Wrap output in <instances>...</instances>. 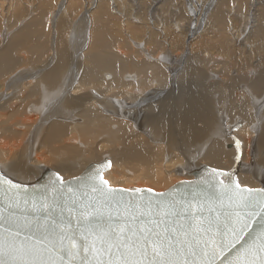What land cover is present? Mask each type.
<instances>
[{"label":"bare ground","instance_id":"1","mask_svg":"<svg viewBox=\"0 0 264 264\" xmlns=\"http://www.w3.org/2000/svg\"><path fill=\"white\" fill-rule=\"evenodd\" d=\"M208 1L202 0L196 4L199 13L202 14L205 11V4ZM221 12L220 10L219 14L214 16H217V21L220 20ZM87 29L88 27L81 29L82 35H85ZM27 30H23L25 34L28 33L26 34L27 37L35 31L29 33ZM92 30L93 27L89 38L91 51L88 50V53L84 51L87 55L84 56L83 62H79L78 58L75 63L73 62V54L76 55L83 50V43L78 44V46L75 43L74 51L71 52V45L69 47H63L64 45L59 47L60 42L59 48L56 47V50H52L53 53L49 54L50 57L47 56L46 60L37 65L35 62L33 63L35 65H33L31 63L33 60L30 62L32 57L28 56L31 57L30 63L24 64L27 65L25 68L27 70L21 69L24 72L21 71L22 76L19 79L15 74L17 77L16 82H10L11 78L10 81L8 80L9 82H6L7 75L13 71L16 72L15 70L22 62L23 57L20 55L21 58L19 59L16 56H19L20 53H15L23 49H18L20 41L22 40L23 43L25 41V44L28 41L24 39L25 34L24 37H21L23 32L20 31L21 34L10 37L5 47L3 46L4 49L2 52L0 51V79L4 75L6 79L2 80V84L0 82V124L2 125L5 121L11 123L17 119L14 121L15 124L14 122L10 124L9 129L6 128L8 122L3 125L5 129H8L7 132L10 130L9 132L13 136L16 134V137H21L23 140L16 141L14 148L20 146L18 152L12 156L13 158L9 156L14 153H10L9 158H7L8 153L5 152L7 144L0 138V170L5 175L14 181L32 184L37 183L48 170H53L66 177L64 179H67V176L75 175L78 166L82 165L85 170L92 161L99 162L102 159L109 158L111 168L104 175L112 186L116 187L118 185L130 189L135 185L138 187L139 185L141 187L142 185H149L154 189L164 187L168 189L174 185V179H177L176 177L179 174H189L185 179H192V172L204 164L225 169L232 173L239 170L249 171L248 165L243 166L239 161V157H241L239 149L241 147L235 145L233 148L229 146V149H224V145L228 140H236L234 136H230V139L227 138L229 136L227 134H231L227 123H229L228 121L232 123V120H230L232 116L241 117L247 121L246 123L249 121H256L260 125L263 123L261 115H264L262 108L264 107V65L260 66V63L264 58L259 60L260 62L258 61L255 67L249 69L246 75L241 73L233 75L231 73L232 68H228L230 63L224 61L222 66L226 80L224 78L223 81H228L225 84L229 83V86L225 87L227 88L226 92L223 91V86L221 87L222 90L218 86L222 84L221 81H218L220 74L216 76L212 67L208 74L206 71L208 62L204 67L201 65L205 61L193 58V64L185 69V73L176 80V85L173 87L172 82L167 80L165 73H162L164 71L162 68L165 67H169L170 73L172 71L176 72L179 68L178 63L169 62V59L166 58L169 53L166 54V57L163 55L161 59L158 58L157 62H161L166 58L162 68L159 67V64L158 66L152 63L154 59L148 58L149 54L146 57L143 54L144 62L137 63L142 68H132L130 63L135 61L134 59L127 57L125 54L121 56L117 51L120 56L110 54L106 49L112 43L111 39L105 34L102 36L103 33L101 32L100 37L95 38ZM70 32L73 34L72 30ZM105 33L108 34L106 31ZM34 35L35 33L32 35L35 38ZM61 35L63 34L61 33ZM257 36L264 39L261 31ZM175 42L177 41L175 40ZM175 42L173 40L174 45L172 44V46L177 44ZM64 44L66 45V43ZM36 45L38 46V44ZM111 45L109 47H113ZM23 46L25 47L24 44ZM261 46L259 50L264 47V45ZM44 47H42L43 51L45 50ZM257 48L255 47V49ZM27 49L29 48H24L25 52ZM253 49L254 47H252ZM232 50L224 48L223 52L225 55L226 53L230 55L233 53ZM54 52H56L55 55ZM199 52L202 53L201 50ZM43 53L39 52L41 54L40 60ZM24 60H26L25 57ZM227 63H229V66ZM147 67L150 69H147ZM152 68H158L162 72L154 76ZM167 68H165V71ZM220 68L218 67V69ZM99 70H101L100 76L98 75ZM250 72H253V74ZM126 73H129L132 78H130V75L126 76ZM96 75L99 77L100 83L102 81V87H97L94 82V79L99 82ZM105 75H111L112 77L109 78L110 76H108L106 80ZM212 76L215 77L211 80ZM238 78H241V81ZM154 80L158 81L157 86L162 87L163 92L153 90V93L149 92ZM244 80L247 83H245L246 81L242 82ZM236 83L238 84L236 85ZM4 86H7L5 90H11L6 95L3 91ZM18 88L20 90L16 91ZM235 89L237 92H235ZM233 94L236 97L230 98V95ZM76 103L78 107L82 108L77 109ZM226 106L231 108L226 110ZM143 108L144 110H142ZM5 111H8V113ZM147 111H157V114L151 118H146L144 114V121H140L137 116L141 112ZM233 112L235 114H232ZM237 124L244 125L243 121L237 122ZM15 126H20L22 132L15 130ZM7 132L5 133L8 134ZM155 132H161L165 134V137L159 140ZM253 132L257 133L258 138L253 142L250 156L246 153L247 143L245 142L247 138L251 139L248 127L245 128L244 126V128L239 129L236 136H238L237 138L240 137L239 140H243L245 143V151L242 152L243 160L249 162L250 166L253 167L252 173L256 181H252L254 185H251L249 181L254 180L253 177L246 176L245 173L241 174L240 171L238 175L237 173L235 175L241 185L262 188L264 187V163L262 161L264 159V124L260 132L257 131V127L253 128ZM259 133L261 134L259 135ZM135 135L139 137L136 139ZM25 136L27 137V144H25L27 147L21 146V142H24V138H26ZM178 138H183V140ZM4 139L8 140L5 136ZM219 140L225 141L219 143ZM18 141L20 145H18ZM123 144L127 146L125 150L121 146ZM228 144H231V142ZM10 149L12 150V148ZM236 149H238L239 154ZM46 152L49 154L47 155ZM236 153L238 156H236ZM235 164H237L238 171L234 172L236 170Z\"/></svg>","mask_w":264,"mask_h":264},{"label":"rangeland","instance_id":"2","mask_svg":"<svg viewBox=\"0 0 264 264\" xmlns=\"http://www.w3.org/2000/svg\"><path fill=\"white\" fill-rule=\"evenodd\" d=\"M201 1L202 0H0V48H1L0 51L1 52L4 49L6 43L10 40V37L12 38L13 36H17L21 34L22 32H23L22 36L21 35L20 36L24 37L28 33L25 34L24 33L25 31L23 30H27V29L31 31L35 30L34 32L27 30L29 33L31 32L32 34L30 33L29 37H27L28 36L27 35L24 38L26 39V41H28L26 42V44H25V41L24 43L22 40L20 41L18 45L20 47L19 48L17 47V48L18 49L23 48L21 49V51L16 48L20 52H17L15 50L16 51L15 53L16 54L20 53L19 56L21 55L23 59H21L22 62L17 67L18 69L15 70L16 72L13 71L14 72V73L12 72L13 74L10 73L12 75L10 74L7 75L8 79L6 82H9L10 78H11L10 82H16L17 77L19 79L22 76L21 71L25 70L27 66V65L25 66L24 64H27V63L29 64L33 60V62L31 63L33 64L35 62V64L37 65L41 61L46 60L45 58L47 56L50 57L49 54L53 53L52 50L53 51L56 50V47H58L60 42L61 44L59 45V47H62V45H64L63 47H66V46L69 47L71 45V48H70L71 52L74 51L73 48H74L75 43H76L75 45L77 46L78 44L81 45L83 43L84 44L83 50H81V52H79L76 55L73 54L74 63L77 58L79 62L80 61L83 62L84 56L87 55L86 53H88L87 51L88 50L91 51L89 48L90 47L89 38H90L91 28L93 27L92 33L95 34V38L96 37L99 38L100 32H101L103 33L102 36H104L105 34L107 37L111 39L112 41L111 44L113 45L109 44L106 49L107 51L110 52V54L113 53L115 55L116 54L119 55L120 53L121 56L125 54L127 57H131L132 59L135 60L130 63L132 68H137V69L142 68L138 66L137 63L144 62V59H143L144 57L142 58L143 54L145 55V57L147 56V54H149L150 56L148 58H150L151 60L154 59L152 63H155L156 65L159 64L160 66L159 65L158 66L161 68L163 67L162 65L163 62H165L166 58H168L169 62L174 61L178 63L180 69L177 68L176 72L172 71V73H170L171 71L170 69H168L169 67L168 68L165 67L167 68L166 71H165V68L164 69L162 68V70H164L163 72L162 70L158 68L157 69L152 68V71H153L154 76L159 75L161 72L163 74L165 73V76L168 78L167 80L172 82L171 85L173 84L172 86L174 87L176 85V80H178V78H180L185 73V69L193 64V58L194 59L199 58L205 61V63H203L201 66L205 67L206 62H208V66L206 69L207 72L210 71V68L212 67L213 73L216 76H218L217 74H220V76H222V77L218 76L219 77L218 81H221L222 83L221 85H218V86L220 90L223 89V91L226 92L227 88L225 87L229 86V83L225 84L228 81H223L225 78L224 76L225 71L223 72L224 68L222 66L224 65V61L225 63L226 61L230 63L231 67L229 66V63H227V65L229 66L227 67L232 68L231 73L233 75H236L237 73L246 75L248 74L249 69H252V67H255V65L258 64V61L261 59L263 60L264 58V47L263 49L261 48L259 50L260 46L262 44L264 45L263 43L264 39L263 37L261 38L257 36L260 33V31L264 36V0H209L205 4L206 12L205 11H204L205 13L203 12L204 15L203 13L201 14L197 11L196 4H198ZM220 10L222 11L221 15L219 16L220 20L217 21L216 20L217 16L216 17L214 16L216 14H219L218 12H220ZM32 20H33V23H32ZM84 22H86L87 24ZM37 23H39L40 25ZM23 27L24 29H22ZM25 27L27 28L25 29ZM83 27H88V29L85 31V35H82L81 29ZM71 30L73 31V34L70 32ZM104 30L109 34V36L108 34L105 33ZM20 31L21 33H19ZM34 33H35L34 36L36 39L32 36ZM61 33L64 36L61 35ZM242 33H245V34H242ZM20 36L18 37L21 38ZM144 37L145 39H143ZM239 37L240 39H238ZM29 38L31 42L29 41ZM93 38H94V35H93ZM34 39H35V42H34ZM172 39L174 40V42L175 40L177 41L175 42L177 43L175 46H172L173 44ZM21 43H23L25 47L29 48L26 50V52L24 50L25 47L23 46V44L21 45ZM31 43L32 44L34 43V44L32 45ZM35 43L41 47H38ZM44 43L46 44L42 46L41 44H44ZM64 43H66V45ZM169 43H171V45H169ZM194 44L196 47L194 46ZM110 45L113 47H109ZM42 47H44L46 51L45 50L43 51ZM223 47L226 48V50L233 49L232 52L235 55L233 53L230 55L226 53L225 55V53L223 52L224 51ZM252 47H254L253 50H252ZM255 47L256 48L258 47V48L255 49ZM199 49L201 50L202 53L199 52L200 51ZM116 51L119 53H117ZM39 52L40 53L44 52L42 54L41 60H40L41 54H39ZM55 53L56 52H54V55ZM167 53H169V55H167L166 57ZM163 55H165L166 57L164 59L165 61L163 60L161 62H157L158 58L160 57L161 59ZM16 56L19 59L21 58V56L20 57L18 55ZM28 56H31L32 59L31 57L29 58ZM24 57L26 58V60H24ZM23 61H25L26 63ZM263 62L264 60L260 63V66L264 65ZM21 64L24 66H22ZM218 67L219 68L221 67L222 69L221 68L218 69ZM147 69H150V68L147 67ZM218 71L219 73H217ZM100 73H101V70L98 71L99 76H100ZM250 73L253 74V72H250ZM15 74L17 77L15 76ZM128 75L130 74L126 73V76ZM108 76H110L109 78L112 77L111 75H105L104 77L106 80ZM15 77H16V80H15ZM214 77L212 76L211 80L214 79ZM4 78L6 79L5 75L2 76L0 79L1 84ZM96 78L99 81L97 82L96 79H94V82L96 83L97 87H102L103 86L102 81L100 83V79L97 75H96ZM130 78H132L131 75H130ZM238 79L241 81V78H238ZM245 81L246 80L242 82H245ZM245 83H247V81ZM157 84H158V81L154 80V83L150 86L151 90L149 89L150 93H153V91L163 92V88L158 87ZM237 84L238 83H236V85ZM5 87L7 86H4L3 91L5 92L4 94L6 95V93L8 94L11 90L7 89L8 90L7 91L5 90L6 89ZM19 90L20 89L18 88L16 91H19ZM235 92H237L236 89H235ZM233 97H236V95L235 94L230 95V98H233ZM149 103H152V102H149ZM76 108L81 109L82 107H78V104L76 103ZM230 108H231L230 106L225 107L226 110ZM262 108L264 110V107ZM142 110H144V108ZM5 112L8 113V111H5ZM144 114L146 118H151L157 114V111L141 112L137 116L140 121H144ZM232 114H235V113L233 112ZM261 117L263 119V123L260 125V124H257L256 121L254 122L249 121L248 123H246L247 121L243 120V118L232 116L230 119L232 120V123L230 121H228L229 123H227V125L229 126L231 130V134H227L229 135L227 138L230 139L232 136H234L236 140L234 141L228 140V142H226L224 145V149H229V146L230 148H233L235 145H239V147H241L239 149V151H241L240 152L241 157H239L240 160L239 159L238 160L240 161V163H242L243 166L248 165L249 171L248 170H245V171L239 170V171L241 172V174L245 173L246 176L253 177V178H254V174L252 173L253 167L250 166L249 162H247L246 160H243V153L245 151V143L243 140H239L241 139L240 137L237 138L238 136H236V132L239 129L244 128V126L245 128L248 127V131L250 132L249 137H251V139L250 140L249 138L246 139V136H245V139H246L245 142L247 143L246 153H248V155L250 156V151L253 147L252 146L253 142H255L256 139L258 138L256 136L257 133L253 132V128L257 127V131L260 132L262 125L264 124V115H261ZM240 121L241 122L243 121L244 125L237 124V122H240ZM5 122L9 123L10 121H5ZM13 122L9 124L6 123L7 125L4 123L3 124L6 125L7 127L6 126L5 127L9 129L10 124H12ZM3 124L2 125L0 124V138L1 140L4 141L5 144H7L5 152L7 151L8 154L6 155V157L13 158L12 156H14L20 148V146L18 148L16 147L17 148L16 150V148H14L15 147L14 144L17 143L16 141L21 139V137L20 138H18V136L16 137V134H14L13 136V134L9 132L10 130L7 132L6 130L8 129H5ZM258 127H260L259 128L260 130L258 129ZM20 128H21L20 126L19 127L15 126V130L17 131L20 130V132H22V128L21 129ZM235 130L237 131L235 132ZM5 132H7L8 134H6ZM155 133L159 140L162 139V137H165L164 136L165 134H162L161 132H155ZM260 134L261 133H259V135ZM4 136L8 140L4 139ZM135 136H136L135 137L136 139L139 137L138 135H135ZM178 139L183 140V138H178ZM19 141H18V145H20ZM224 141L225 140H219L218 142L223 143ZM229 142H231V144H228ZM25 144H27V137L24 138V142H21V146L23 145L27 147ZM121 146L124 147L123 150L127 148V146L124 144ZM9 148H12V150L11 149L9 150ZM236 150H237V153L239 154L238 149ZM10 153L11 154L14 153V154L10 155ZM48 154L49 153H47V155ZM238 154L236 156H238ZM8 155L10 156L8 157ZM262 161L264 163V159ZM97 162L98 161H94V162L92 161L91 163H97ZM236 163H237V160H236ZM234 167L236 168L234 172L238 171L237 164H235ZM83 168L84 167L82 165L78 166L75 171L76 173H74L75 175L72 174L70 176H67V179L80 175L82 173L80 171L84 170ZM239 171L235 172V174L237 173L238 175ZM185 175L186 174L184 173L179 174L176 177L177 179H174V184L180 180L181 181L186 180L185 178H187L189 174H187L186 176ZM252 181H256L255 178L254 180L249 181L251 185H254ZM116 187H122V186L117 185ZM134 187H138V186L135 185ZM139 187H141V185H139ZM142 187H149V185L147 186L142 185ZM149 188H152V187H149ZM154 190L159 192V191L166 190V188L164 187L161 189H154Z\"/></svg>","mask_w":264,"mask_h":264},{"label":"water","instance_id":"3","mask_svg":"<svg viewBox=\"0 0 264 264\" xmlns=\"http://www.w3.org/2000/svg\"><path fill=\"white\" fill-rule=\"evenodd\" d=\"M111 168V160L105 158L98 163H91L80 175L64 179L62 175L53 170H48L44 176L37 182L25 184L12 180L0 170V208L4 210V215L14 212L17 215L23 216L30 214L33 210V198L45 197L47 202L51 203L55 196V207L52 209L54 219L61 223H75L80 217V212L84 211L81 204L97 205L100 201L101 193L93 191L87 187V179L91 176H98L95 181L97 184H103L105 172ZM193 178L179 181L164 191H155L149 187H132L126 189L123 187H115L108 184L105 185V190H116L120 193L118 200L120 207L114 205L111 213L114 221H118V226L124 229L125 232L129 228H142L141 220L147 221L150 217L139 215V209L136 205L141 203L137 197H142L143 202L151 200L153 205V215L159 213L163 215V209L160 208L161 203L175 200L177 202L193 200L195 202L191 208L193 216L196 220L185 219L187 213H183L172 220L171 226L183 233V230L188 229L189 224L192 225V232L198 237H202L197 243L198 249H204L203 254H198L194 257H189L190 260H195L196 264H201L211 260L213 264H259V259L264 256V238L260 237V227L258 222L251 223V231L244 235L243 240L232 244L235 240L231 234L224 236L221 233L227 231L224 227L226 224H236L237 218L235 213H240L239 222H249L257 220L256 217L248 215V210L243 207L244 204H254L256 210L259 211L264 207V187L253 188L241 185L235 173L225 169L217 168L211 165L204 164L199 169L192 172ZM12 184L19 185V189H10ZM55 187L62 191H55ZM18 193V194H17ZM161 194H164L161 196ZM243 194V195H240ZM14 207L9 208V202ZM127 206V210L125 209ZM47 211V209H45ZM89 211H91L89 209ZM107 213L108 209H102ZM95 215V213H92ZM136 215V220H132V215ZM228 214H232L231 219ZM106 219V215H105ZM211 219L220 224L221 233H209L207 236L202 231H199L201 222L206 225V222ZM127 221V225L125 224ZM238 230V229H237ZM182 238H186L182 235ZM223 240V244H221ZM244 241H247L244 244ZM244 244V248H241ZM249 245L251 246L249 248ZM80 249L79 255L70 257L73 264H96L97 260L103 259L107 261L109 256L105 251L109 245L97 239L95 236L90 237L88 247L83 248L80 242L75 245ZM244 249H248L245 251ZM112 252L111 259L118 264L120 259L119 254L114 248L109 249ZM53 258H58L54 255ZM69 257H65V264Z\"/></svg>","mask_w":264,"mask_h":264},{"label":"snow or ice","instance_id":"4","mask_svg":"<svg viewBox=\"0 0 264 264\" xmlns=\"http://www.w3.org/2000/svg\"><path fill=\"white\" fill-rule=\"evenodd\" d=\"M97 179L98 176L95 175L89 177L87 187L93 191H99L102 198L95 206L90 203L81 204L84 211L80 212L81 218L74 224L61 223L54 219L52 209L56 206L55 196L51 203L47 202L45 197L33 198L32 212L23 216L11 211L5 216L4 210L0 208V264H65L66 256L69 257L67 264H73L70 257L79 255L80 252V249L75 247L77 242H80L83 248H87L89 238L93 236L109 245V248L105 249L109 259L97 260L96 264H116L111 259L112 252L109 250L111 248L119 254L118 264H196V261L190 260L189 257L203 254L204 249L197 247L202 237L192 232L191 224L181 233L170 223L183 213H187L185 219L196 220L197 217L191 213L195 198L161 203L160 208L164 210L161 216L159 213L153 215L151 200L143 202L142 197H137L136 199L141 201L136 205L139 215L150 217V219L140 221L142 228H129L125 232L118 226V221H114L111 213L114 205L117 209L120 207L118 200L120 193L114 189L106 191L104 186L108 184V181L97 184L95 182ZM7 183L11 186L8 191L20 188L11 181ZM54 190L62 191L55 187V184ZM8 207H14L11 201ZM243 207L248 210V215L256 217L257 220L240 223V213H235L237 223L226 224L224 227L227 231L221 233L220 224L211 219L206 222V225L201 222L199 231H202L205 236L209 233H221L224 236L231 234L235 237L231 243L235 244L243 240L244 235L251 231V223L258 222L260 237L264 238V207H261L259 211L254 204H244ZM102 209L109 211L105 213ZM125 209L127 210V206ZM228 215L231 219L232 214ZM136 218L133 214L132 220ZM127 223L125 221L126 225ZM182 235L186 238H182ZM246 243L247 241H244V244ZM244 244H241V248H244ZM244 250L248 251V249ZM54 255L58 258H53ZM206 264H213V262L209 260ZM229 264L232 262L230 261ZM259 264H264V256L260 257Z\"/></svg>","mask_w":264,"mask_h":264}]
</instances>
